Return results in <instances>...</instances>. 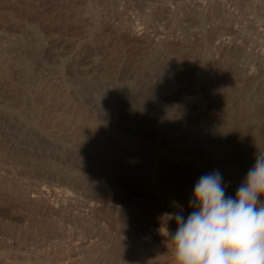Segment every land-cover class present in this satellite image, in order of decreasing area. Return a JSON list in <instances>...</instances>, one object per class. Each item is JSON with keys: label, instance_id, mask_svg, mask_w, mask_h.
I'll use <instances>...</instances> for the list:
<instances>
[{"label": "rangeland", "instance_id": "obj_1", "mask_svg": "<svg viewBox=\"0 0 264 264\" xmlns=\"http://www.w3.org/2000/svg\"><path fill=\"white\" fill-rule=\"evenodd\" d=\"M259 152L264 0H0V264H174Z\"/></svg>", "mask_w": 264, "mask_h": 264}, {"label": "clouds", "instance_id": "obj_2", "mask_svg": "<svg viewBox=\"0 0 264 264\" xmlns=\"http://www.w3.org/2000/svg\"><path fill=\"white\" fill-rule=\"evenodd\" d=\"M226 192L222 173L203 174L194 185L187 217L182 205L163 214L160 231L170 235L174 264H264V152L235 195ZM170 220L176 224L171 234Z\"/></svg>", "mask_w": 264, "mask_h": 264}, {"label": "bare ground", "instance_id": "obj_3", "mask_svg": "<svg viewBox=\"0 0 264 264\" xmlns=\"http://www.w3.org/2000/svg\"><path fill=\"white\" fill-rule=\"evenodd\" d=\"M32 15V14H31ZM30 15V16H31ZM43 17V16H42ZM42 19V18H41ZM62 19V18H61ZM46 25V24H45ZM135 32V31H134ZM133 33V32H132ZM128 38H130V39H141V35H140V33L138 34V33H134L133 35H130ZM133 40V41H134ZM223 44V43H222ZM102 45V44H101ZM80 119V118H79ZM50 124V123H49ZM75 132V131H74ZM33 198V197H32ZM36 198V197H35ZM44 199V198H43ZM36 200V199H35ZM39 201V200H38ZM46 203V202H45ZM44 208H46V207H44ZM44 211V210H43ZM47 212H50V208H47V210H46ZM53 214V213H52ZM58 215V214H57ZM108 216V215H107ZM49 217V216H48ZM66 218V217H65ZM113 219V218H112ZM83 220V219H82ZM114 222V221H113ZM135 226V225H134ZM172 226V225H171ZM168 228V227H167ZM143 229V228H142ZM138 231V230H137ZM151 231V230H150ZM170 232V231H169ZM173 232V231H172ZM147 233V232H146ZM153 233V232H152ZM153 236V235H152ZM144 240V239H143ZM148 240V239H147ZM146 240V241H147ZM145 241V242H146ZM142 242V241H141ZM150 242V241H149ZM144 244H146V245H148L147 243H144ZM152 245V244H151ZM141 246V245H140ZM149 246V245H148ZM154 246V245H153ZM144 247V246H143ZM163 254V253H162ZM111 262V261H110ZM104 263V262H103Z\"/></svg>", "mask_w": 264, "mask_h": 264}]
</instances>
